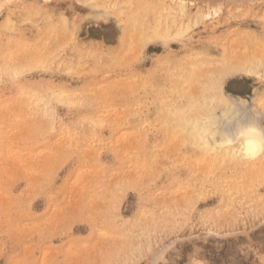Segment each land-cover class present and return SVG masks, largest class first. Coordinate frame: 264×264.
<instances>
[{
    "label": "rangeland",
    "instance_id": "374dc122",
    "mask_svg": "<svg viewBox=\"0 0 264 264\" xmlns=\"http://www.w3.org/2000/svg\"><path fill=\"white\" fill-rule=\"evenodd\" d=\"M0 264H264V0H0Z\"/></svg>",
    "mask_w": 264,
    "mask_h": 264
},
{
    "label": "bare ground",
    "instance_id": "6f19581e",
    "mask_svg": "<svg viewBox=\"0 0 264 264\" xmlns=\"http://www.w3.org/2000/svg\"><path fill=\"white\" fill-rule=\"evenodd\" d=\"M258 1V0H257ZM176 4V3H175ZM182 10V9H181ZM181 13V12H180ZM200 18V17H199ZM195 21V20H194ZM195 26V25H194ZM260 45V44H259ZM50 97V96H49ZM190 108V107H189ZM235 113V112H234ZM121 114V113H120ZM236 115V114H235ZM247 121V120H246ZM250 121V120H249ZM248 122V121H247ZM51 123V122H50ZM35 125V124H34ZM247 125V124H246ZM224 127V126H223ZM32 128V127H31ZM181 129V128H180ZM38 130V129H37ZM243 130V129H242ZM201 131V130H200ZM198 132H196L197 134ZM200 133V132H199ZM239 134V135H238ZM237 135L235 134L234 137L236 139V146L235 148V152H241L245 157H250L251 156H256L255 154L259 152V150H262L260 147V143L261 140L260 138L257 136V134L255 132H253L252 128L250 127H245V130L243 132H239ZM190 135V134H189ZM198 135V134H197ZM195 135V136H197ZM192 136V135H191ZM199 136V135H198ZM194 138V137H193ZM233 138V140H234ZM192 139V137H191ZM232 140V141H233ZM205 141V140H204ZM203 141V142H204ZM102 142V141H101ZM128 142V141H127ZM192 143V142H191ZM229 143V142H228ZM126 144V143H125ZM111 145V144H110ZM127 148V147H126ZM259 154V153H258ZM257 154V155H258ZM211 160V159H210ZM205 169V168H204ZM211 176V175H210ZM121 178V177H120ZM127 179V177H126ZM121 182V181H120ZM202 192V191H201ZM197 195V194H196ZM151 197V196H150ZM193 197V196H192ZM102 199V197H101ZM108 201V199H107ZM100 202V201H99ZM101 204V203H100ZM143 210V209H142ZM124 236V235H123ZM133 236V235H132ZM111 238V237H110ZM177 239V238H176ZM181 239V238H180ZM127 240V239H126ZM122 241V240H121ZM129 242V241H128ZM129 244V243H128ZM120 245V244H119ZM122 248V247H121ZM109 249V248H108ZM121 251V250H120Z\"/></svg>",
    "mask_w": 264,
    "mask_h": 264
}]
</instances>
